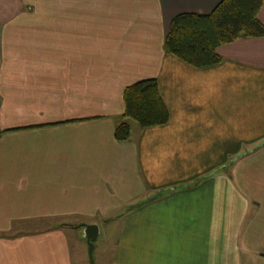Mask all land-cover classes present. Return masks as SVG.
<instances>
[{"label": "crops", "instance_id": "crops-1", "mask_svg": "<svg viewBox=\"0 0 264 264\" xmlns=\"http://www.w3.org/2000/svg\"><path fill=\"white\" fill-rule=\"evenodd\" d=\"M222 1L0 0V264H85L74 221L96 264H264V38L208 69L164 48ZM148 79L170 121L120 143Z\"/></svg>", "mask_w": 264, "mask_h": 264}, {"label": "trees", "instance_id": "trees-1", "mask_svg": "<svg viewBox=\"0 0 264 264\" xmlns=\"http://www.w3.org/2000/svg\"><path fill=\"white\" fill-rule=\"evenodd\" d=\"M264 0H223L210 14H180L170 24L165 52L195 69L222 64L218 49L241 39L264 38L259 15ZM125 112L115 131L120 143L132 137L130 122L141 128L165 126L170 112L161 95L159 82L148 79L133 84L124 92Z\"/></svg>", "mask_w": 264, "mask_h": 264}, {"label": "rangeland", "instance_id": "rangeland-1", "mask_svg": "<svg viewBox=\"0 0 264 264\" xmlns=\"http://www.w3.org/2000/svg\"><path fill=\"white\" fill-rule=\"evenodd\" d=\"M131 123V126H134V127H137V128H139L140 126L137 124V123H135V122H130ZM74 222H77L76 224L75 223H72L73 225L75 224V229L78 227V226H80V225H82V224H85V223H87V222H78V221H74ZM43 227L42 226H30V230L31 231H35L36 229H42ZM79 229V228H78ZM75 234L73 235V239L74 240H76L77 242H78V245L80 246V248H82L83 249V251H84V255H85V264H91V259H90V257H89V246H88V242H87V240L83 237V230L82 229H79V230H76L75 232H74ZM103 237L102 238H100V240L98 241V248H97V252H96V254H95V252H94V260H95V264L97 263V261H99L100 260V247H101V245H102V243H103ZM97 244V243H96Z\"/></svg>", "mask_w": 264, "mask_h": 264}, {"label": "water", "instance_id": "water-1", "mask_svg": "<svg viewBox=\"0 0 264 264\" xmlns=\"http://www.w3.org/2000/svg\"><path fill=\"white\" fill-rule=\"evenodd\" d=\"M77 228H82L83 237L87 240L89 246V257L91 259V264H95L94 252L96 249V242L100 235V227L98 224H82Z\"/></svg>", "mask_w": 264, "mask_h": 264}]
</instances>
